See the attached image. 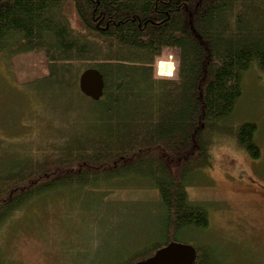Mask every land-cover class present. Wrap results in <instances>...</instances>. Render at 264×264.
Segmentation results:
<instances>
[{
  "label": "trees",
  "instance_id": "1",
  "mask_svg": "<svg viewBox=\"0 0 264 264\" xmlns=\"http://www.w3.org/2000/svg\"><path fill=\"white\" fill-rule=\"evenodd\" d=\"M165 49L178 53L171 79L154 74ZM27 54L44 57L46 74L21 98L36 100L51 129L40 140L26 130L0 137V229L57 193L151 189L155 233L116 264L144 262L171 242L193 248L191 264H225L213 245L184 239L209 226L187 189L206 180L225 135L261 157L257 122L228 121L246 75L264 73V0H0V57ZM89 68L104 81L97 101L78 89ZM67 99L88 104L72 109Z\"/></svg>",
  "mask_w": 264,
  "mask_h": 264
},
{
  "label": "rangeland",
  "instance_id": "2",
  "mask_svg": "<svg viewBox=\"0 0 264 264\" xmlns=\"http://www.w3.org/2000/svg\"><path fill=\"white\" fill-rule=\"evenodd\" d=\"M177 56L176 50L165 49L159 60L176 64ZM45 74L41 54L0 57V137L26 130L30 133L24 139L40 140L51 129L42 123L44 111L36 100L21 98L24 85ZM174 76L175 70L161 78ZM66 104L80 109L88 103L67 99ZM244 119L257 122L261 157L252 161L230 134L218 140L206 180L187 189L190 202L208 209V229L187 232L184 239L197 236V242L213 245L225 264H264V73L246 75L242 99L228 125ZM92 194L57 193L17 214L0 229L5 264H116L125 252L152 238L155 214L149 207L158 201L154 190Z\"/></svg>",
  "mask_w": 264,
  "mask_h": 264
},
{
  "label": "water",
  "instance_id": "3",
  "mask_svg": "<svg viewBox=\"0 0 264 264\" xmlns=\"http://www.w3.org/2000/svg\"><path fill=\"white\" fill-rule=\"evenodd\" d=\"M78 89L86 98L93 101L99 100L104 89L101 73L93 68L84 70L78 79ZM193 259L194 250L191 246L171 242L150 259L138 264H191Z\"/></svg>",
  "mask_w": 264,
  "mask_h": 264
},
{
  "label": "clouds",
  "instance_id": "4",
  "mask_svg": "<svg viewBox=\"0 0 264 264\" xmlns=\"http://www.w3.org/2000/svg\"><path fill=\"white\" fill-rule=\"evenodd\" d=\"M171 57H169V61H171ZM178 66V64H173L171 62L165 64L162 60H157L155 62V76L157 77H170L173 75V72L175 68ZM167 68V71H162L161 69Z\"/></svg>",
  "mask_w": 264,
  "mask_h": 264
}]
</instances>
